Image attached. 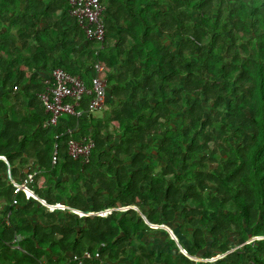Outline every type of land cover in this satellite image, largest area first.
<instances>
[{
    "label": "trees",
    "instance_id": "obj_1",
    "mask_svg": "<svg viewBox=\"0 0 264 264\" xmlns=\"http://www.w3.org/2000/svg\"><path fill=\"white\" fill-rule=\"evenodd\" d=\"M22 1L1 14L31 13L38 22L53 14L40 0ZM124 1L136 19L110 41L106 7V40L98 54L89 52L81 74L88 87L115 68L124 76L108 78L107 86L133 75L132 91L113 90L121 106L108 120L88 118L86 97L82 117L64 115L51 125L40 100L46 79L56 68L78 73L61 63L48 68L41 53L51 47L49 31L30 59L32 31L16 56L9 32L27 27L0 29V157L7 158L0 160V202L7 204L0 264H77L73 256L83 264H264V0H164L166 11L154 0ZM57 2L80 38L65 51L76 53L86 35L69 15V0ZM69 130L93 140L89 163L70 157ZM31 174L41 199L67 209L50 212L15 194L13 183ZM163 225L179 243L151 227ZM146 234L158 235V246L135 247ZM234 236L242 243L236 249Z\"/></svg>",
    "mask_w": 264,
    "mask_h": 264
},
{
    "label": "built area",
    "instance_id": "obj_2",
    "mask_svg": "<svg viewBox=\"0 0 264 264\" xmlns=\"http://www.w3.org/2000/svg\"><path fill=\"white\" fill-rule=\"evenodd\" d=\"M70 15L77 21L80 28L85 32L86 38L90 42L104 43L106 40V8L101 0H69ZM96 72L102 73L103 66L96 65ZM46 91L40 95V100L46 109V112L52 115L50 120L51 125H56L58 119L64 115L82 117L83 111L80 109L82 102L86 97H90L89 112H98L104 109L107 101V81L100 76H96L91 80V87L80 78L73 76L64 69H54L46 79ZM69 155L74 160H82L84 164L89 163L94 142L91 137L76 139L74 131L69 130ZM0 160L6 162L7 158L1 156ZM56 163L54 158L53 164ZM9 179L12 181L11 174ZM35 174L28 175L23 183H13L15 194L23 193L29 201L35 200L50 212L55 210H66L67 207L61 204L49 205L45 199H41L32 186L34 183ZM17 204V201H14ZM123 208L122 210H127ZM105 212H109L104 215ZM102 216H107L112 213V210L105 211ZM224 255L217 256L221 259ZM72 259L77 264H83V260L77 256ZM196 261H205L203 259H195Z\"/></svg>",
    "mask_w": 264,
    "mask_h": 264
},
{
    "label": "crops",
    "instance_id": "obj_3",
    "mask_svg": "<svg viewBox=\"0 0 264 264\" xmlns=\"http://www.w3.org/2000/svg\"><path fill=\"white\" fill-rule=\"evenodd\" d=\"M42 3V6L45 8V10H51L53 14L49 17L47 20L46 18H42L40 22L34 20L35 15L29 13L26 17H24L22 14H19L18 16H15V18H12L11 15L6 16L5 14H1L0 12V29L1 31H5L6 27H12V24L14 26L16 25H22L26 26L27 30L24 32H18L16 30H10L9 36L11 39L15 40L14 46L12 48V51L17 56L18 52H24L23 51V42L21 37L24 38L25 35L28 34V32L32 31L31 38L29 39V45L34 50H31L30 52H25V56H29L30 59H35L38 57L39 53V36L48 32L52 36L51 38H47V42L50 43L51 47L47 48V55H44L41 53V57L45 61H47V66L49 69H52L55 65L60 64L67 65V68L69 70H72L74 72H77V77H81V74L85 71V65L87 63V57L89 56V52L91 50H94L95 54H98L99 51H101V48H103V43H94V49L87 47V39L84 41H81L80 45H78L75 48V52L73 51H65V45L69 46L72 43L80 42L79 35L76 32L71 33V29L69 27H66L62 20V9L60 8V3L57 2V0H40ZM122 2L123 5L121 6L119 2ZM139 1V0H138ZM124 0H103L105 8L107 7V11L110 10L112 14L109 12L108 20H109V39L110 41L115 42L117 33H125L128 22L134 21L136 18L135 16H131L128 13H130V4L126 2L124 4ZM157 2H162V4L158 5ZM22 0H17L14 3H8L7 0H0V8H11V6H23ZM154 5H158L161 11L169 10L168 4L164 0H154ZM60 5L59 7H56ZM115 8V9H114ZM2 10V12H4ZM70 15V14H69ZM71 18H73L70 15ZM31 18V19H29ZM74 19V18H73ZM29 24V25H28ZM35 25V27H34ZM142 27L139 25V29ZM156 26H151L148 28L150 31L156 30ZM52 30H55L56 32H52ZM83 30V29H82ZM28 31V32H27ZM34 33V34H33ZM56 33V34H55ZM83 33L85 35V32L83 30ZM72 34V35H71ZM143 36H140V39L145 37V29L142 33ZM115 36V37H114ZM133 37L127 35L126 43H133ZM98 65V64H97ZM49 71H45L44 74H48ZM121 73L117 68L113 70L112 73L108 75V78L111 80L116 81V78L122 77L124 75H120ZM107 78V79H108ZM106 79V81H108ZM130 81L127 84H122L120 86L111 85L107 88V102L103 110L98 112H90V115L88 118H91V120H108L111 116V113L113 111H116L120 108L121 102L118 98L114 99L113 90L114 89H127L126 91H132L136 82L133 77V75L129 76ZM126 103H128V100H125ZM62 205V204H61ZM7 204L5 202H0V211L6 210ZM78 213V212H77ZM81 216L84 214L79 213Z\"/></svg>",
    "mask_w": 264,
    "mask_h": 264
},
{
    "label": "rangeland",
    "instance_id": "obj_4",
    "mask_svg": "<svg viewBox=\"0 0 264 264\" xmlns=\"http://www.w3.org/2000/svg\"><path fill=\"white\" fill-rule=\"evenodd\" d=\"M163 226H165V225H163ZM165 227L167 228V230L164 228H160V227L159 228L166 230L172 238H174V236L176 237L174 231H172L168 226H165ZM171 231H172V233H171ZM157 242L160 243V237L158 235H155V234L154 235L153 234L140 235L139 237H137L135 239L134 246L136 247V246H138L140 244H144V243H151L153 246H158ZM231 242H232V248L233 249H236V248H239L242 246L241 241L239 239H237L235 236H234V238L231 239ZM192 259L194 260L196 258H192ZM124 264H129V260H125Z\"/></svg>",
    "mask_w": 264,
    "mask_h": 264
},
{
    "label": "water",
    "instance_id": "obj_5",
    "mask_svg": "<svg viewBox=\"0 0 264 264\" xmlns=\"http://www.w3.org/2000/svg\"><path fill=\"white\" fill-rule=\"evenodd\" d=\"M10 167V166H9ZM134 209L135 210H137L135 207H134ZM77 214H79V213H77ZM80 215V214H79ZM82 216H84V215H82ZM100 216H102V215H100ZM143 219L146 221V223L148 224V225H150L149 224V222L145 219V217L143 216ZM151 227H153V228H159L160 226H151ZM160 228H164V229H166L167 230V228L165 227V226H161ZM169 231V230H168ZM171 233H172V231H171ZM173 240H175L177 243H179V241H178V239L174 236V238H173ZM180 248V247H179ZM181 249V248H180ZM181 252L183 253V254H185V252L181 249Z\"/></svg>",
    "mask_w": 264,
    "mask_h": 264
}]
</instances>
